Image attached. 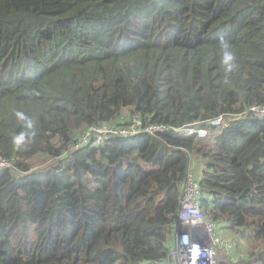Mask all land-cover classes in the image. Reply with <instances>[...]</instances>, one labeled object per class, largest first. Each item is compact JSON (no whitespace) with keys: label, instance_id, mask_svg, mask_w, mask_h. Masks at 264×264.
<instances>
[{"label":"trees","instance_id":"trees-1","mask_svg":"<svg viewBox=\"0 0 264 264\" xmlns=\"http://www.w3.org/2000/svg\"><path fill=\"white\" fill-rule=\"evenodd\" d=\"M220 34L236 56L227 77ZM254 104H264V0H0V159L12 162L0 166V264L164 262L191 153L213 194L206 213L244 243L234 264H264ZM14 110L36 122L27 150L11 143ZM224 113L226 127L202 121ZM136 117L168 128L69 149L89 126ZM194 122L207 137L173 129Z\"/></svg>","mask_w":264,"mask_h":264},{"label":"built area","instance_id":"built-area-1","mask_svg":"<svg viewBox=\"0 0 264 264\" xmlns=\"http://www.w3.org/2000/svg\"><path fill=\"white\" fill-rule=\"evenodd\" d=\"M247 110L264 115V104H254ZM232 114L224 113L209 117L207 125L228 126ZM197 122L185 124L176 128L187 135L201 138L208 136V127L196 126ZM168 128L166 124L143 123L138 117L126 125L106 124L92 125L80 136L74 137L69 149L86 145L90 141L103 143L112 136L124 137L141 132L154 134ZM12 165L11 160L0 159V166ZM180 196L175 219L169 223V248L164 262L160 264H226L220 254H225L231 262L236 261L233 254V242L220 235V229L211 214L206 213L203 198L213 199V194L205 192L194 177L193 169L188 168L186 174L179 180Z\"/></svg>","mask_w":264,"mask_h":264},{"label":"clouds","instance_id":"clouds-1","mask_svg":"<svg viewBox=\"0 0 264 264\" xmlns=\"http://www.w3.org/2000/svg\"><path fill=\"white\" fill-rule=\"evenodd\" d=\"M217 40L220 47V65L225 77H227L236 68V56L232 51L230 40L225 34H220ZM14 116L22 123L20 130L11 137V143L17 150H27L38 135L36 122L31 115L23 111L14 110Z\"/></svg>","mask_w":264,"mask_h":264},{"label":"crops","instance_id":"crops-1","mask_svg":"<svg viewBox=\"0 0 264 264\" xmlns=\"http://www.w3.org/2000/svg\"><path fill=\"white\" fill-rule=\"evenodd\" d=\"M220 234L222 235V237L226 238L225 237L226 235L224 233H222L221 231H220ZM226 239L233 242V245H234L233 254H234L236 259H239L245 255V253H243V248L241 247V245H242V239L241 238L233 237V238H226ZM220 258L226 264H234L236 262V261L231 262L228 259V257L223 253L220 254Z\"/></svg>","mask_w":264,"mask_h":264},{"label":"rangeland","instance_id":"rangeland-1","mask_svg":"<svg viewBox=\"0 0 264 264\" xmlns=\"http://www.w3.org/2000/svg\"><path fill=\"white\" fill-rule=\"evenodd\" d=\"M218 129V128H217ZM191 155H192V164H191V167H192V169H193V171H197V169H198V167H199V165H200V163L202 162L201 161V159L197 156V155H195V154H192L191 153ZM243 238H245V236L243 235ZM168 240H169V237H168ZM258 242H259V245L257 246V249L261 246V245H263L264 244V240H262V239H260V240H258ZM245 247H246V245H245ZM242 248H244V243H242ZM262 249H264V248H262ZM144 264H153L152 262H146V263H144ZM156 264V263H155Z\"/></svg>","mask_w":264,"mask_h":264}]
</instances>
